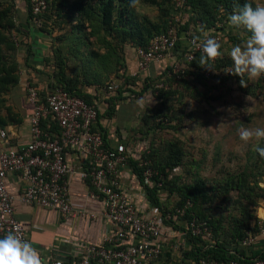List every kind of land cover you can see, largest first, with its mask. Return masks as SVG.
<instances>
[{"label":"trees","instance_id":"1","mask_svg":"<svg viewBox=\"0 0 264 264\" xmlns=\"http://www.w3.org/2000/svg\"><path fill=\"white\" fill-rule=\"evenodd\" d=\"M237 2L242 6L245 0H187L185 19L180 23L181 37L184 38L192 26L196 30L195 36L199 38L204 34L203 30H208L210 35H218L216 29L220 28L215 29L217 21H229ZM251 2L256 5L254 0ZM142 7L157 8L158 15L155 18L147 12L148 10L142 11ZM175 13L176 9L171 0H140L136 9L129 7L128 0H49L48 8L38 15L32 11L31 0H0V128L9 123L23 121L21 114L15 112L14 106L9 103L8 96L21 78V63L17 53L19 46L25 43L24 38H20V35L24 34L22 29L25 25L39 23V30L52 39V53L47 61L53 70L51 73L42 72L45 73L44 79L50 83V88L63 87L67 92L93 104L94 99L99 96V89L110 92L109 86L120 81L115 94L108 100L110 109H116L121 101L137 99L148 93L150 88L156 90L154 85L159 81L170 83L176 80L177 75L169 73L174 64L154 77L145 78L141 73L135 77L126 74L127 45L134 46L136 51L137 47H147L156 35L165 32L175 23ZM247 35L251 34L247 32ZM181 46L182 52H179ZM186 50V41L182 39L174 51L178 55V61L183 59L188 66L184 74H198L197 71L201 68L198 63L200 53L189 62L185 57ZM220 50L224 55L223 44ZM226 59L228 58H219L216 62L219 65L226 62ZM85 87L94 88L97 92L88 93L84 91ZM256 89H259L264 97V75L250 88L252 94ZM174 94L175 92L168 88L159 89L158 94L153 92L150 99L157 104L148 106L142 115L143 124L139 130L142 139L147 138L155 129L156 126L152 125L155 120L159 119L157 126L165 127L174 117L177 118L175 108L167 102ZM202 95L204 92L194 97L201 99L199 96ZM41 97L44 99V94H41ZM48 125L56 132L60 131L52 117L43 121L45 130L49 129ZM171 126L173 127L172 124ZM254 154L250 158L252 170L250 167L246 168L238 173L237 177H228L224 182L214 185L202 177L188 184L182 183L180 176H173L176 168L188 164L185 161L187 153L182 141L170 140L162 151L152 147L151 143V146L144 150L142 158L149 161L159 172L155 180H158L160 175L164 177L161 189L156 186L149 188L153 203L161 209L174 210L190 199L193 208L186 215V219L195 214L208 221L213 228L218 245L205 249L208 242L203 237L192 238L193 246L185 252L186 257L194 259L197 256H211L228 262L238 258L237 254L246 256L250 252L251 256L264 258V247H252L247 250L240 245L248 233H257L260 217L255 214V210L260 201L264 200V189L259 186L258 181V178L264 177V159L258 153ZM138 169L142 175L143 169ZM258 175L260 177L256 178ZM232 190L239 191V196L234 202L240 204V215L226 218L224 215L217 216L212 213V205L216 204L220 195L225 197L226 201L230 200ZM162 193L167 194L164 201ZM172 195L176 197L175 202L170 200ZM175 264L187 263L183 261Z\"/></svg>","mask_w":264,"mask_h":264},{"label":"built area","instance_id":"2","mask_svg":"<svg viewBox=\"0 0 264 264\" xmlns=\"http://www.w3.org/2000/svg\"><path fill=\"white\" fill-rule=\"evenodd\" d=\"M171 1L176 9L175 23L156 35L147 47H137L140 71L172 55L182 39L187 44L185 57L189 62L200 53L198 45L204 35L200 38L195 36L193 29L188 30L184 38L180 34L187 0ZM31 5L33 13L38 15L48 8L49 0H31ZM208 35L220 43L219 35ZM180 72L185 70L177 62L169 73ZM163 85L157 84L156 87ZM118 87L114 82L109 90L116 91ZM28 99L35 106L30 118L32 139L22 148L0 147V238L8 231H15L22 239L30 241L24 225L15 215L16 197L7 185L9 174H19L24 183L20 196L23 203L54 209L65 217L97 218L96 212L76 208L73 203L69 176L77 174L88 182L89 197L101 202L103 213L114 224L116 232L106 237L103 244L87 245L83 257L76 264H175L183 261L187 264H264V258L251 256L250 252L246 256L237 254L238 258L228 262L211 256L186 257L185 252L193 246L192 238L203 237L208 242L205 249L218 245L213 228L195 214L186 219L193 208L190 199L174 210L161 209L152 202L150 215L139 213L120 180L122 167L128 160L127 145L119 143L115 148L107 145L104 132L97 128L98 105L88 103L63 87H49L43 99L37 87L29 86ZM49 117L58 124L59 132L49 125L48 130L44 129L43 121ZM0 139L7 141L6 130L0 129ZM67 148L90 157V168L77 170L72 167L67 159ZM139 167L143 169L144 185L148 191L154 186L158 189L163 187L164 177L160 175L155 180L159 172L149 161L141 158ZM259 217L257 233H248L240 243L247 250L256 247L259 239H264V215ZM169 228L176 232L175 237L168 234ZM33 247L39 252L38 246ZM231 252L235 253L234 250ZM43 264L65 263L56 259Z\"/></svg>","mask_w":264,"mask_h":264},{"label":"crops","instance_id":"3","mask_svg":"<svg viewBox=\"0 0 264 264\" xmlns=\"http://www.w3.org/2000/svg\"><path fill=\"white\" fill-rule=\"evenodd\" d=\"M39 25V23L25 25L22 29L24 34L20 35V38L25 40V43L19 46L17 53L21 63V78L8 97L9 103L14 106L15 112L21 114L23 121L9 123L4 128H0L6 130L8 136L7 141L0 139V147L22 148L32 139L30 118L35 107L28 99V87L35 84L39 92L44 95L45 90L49 88L50 83L44 79L45 73L42 72L51 73L53 70L47 61L52 53V39L48 34L39 30ZM126 50L128 64L126 74L134 77L139 73L145 78L154 77L171 64L177 63L178 60V55L173 53L160 62L152 63L147 70L140 71L136 49L132 45H127ZM116 82L119 84L120 81ZM84 91L93 93L96 90L85 87ZM97 93L99 96L94 99L100 109L97 128L104 132L108 146L115 148L119 143L127 145L128 160L122 167L120 180L139 213L148 216L152 211L153 201L147 193L143 175H140L138 169L143 152L147 148L139 130L143 124L141 118L145 112V103L150 101L146 95L148 93L137 99L129 98L121 101L116 109H110V103H108L115 91L108 92L99 89ZM141 98L144 101L143 107L137 103ZM66 153L70 165L75 169L90 168V157L82 156L71 148H67ZM69 184L75 207L88 208L97 213V218L65 217L54 209L25 204L20 200L24 186L20 175L9 174L7 177L8 188L16 197L15 215L24 225L32 244L38 246L41 259L46 263L61 259L65 264H76L83 257L87 245L103 244L106 237L116 232L114 224L104 215L101 202L89 197L88 182L79 175L72 174L69 176ZM162 194V201H164L167 194ZM168 232L169 235L176 236L172 228H169ZM257 247H264V239L258 240Z\"/></svg>","mask_w":264,"mask_h":264},{"label":"rangeland","instance_id":"4","mask_svg":"<svg viewBox=\"0 0 264 264\" xmlns=\"http://www.w3.org/2000/svg\"><path fill=\"white\" fill-rule=\"evenodd\" d=\"M256 4L264 6V0H254ZM148 10L149 14L156 18L157 8H141ZM224 12L223 10L221 11ZM220 17V14L219 16ZM216 29L221 38V45L225 48L224 57L226 62L218 65L215 62V70L208 71L200 68L198 74L186 75L180 72L176 80L170 83H156L155 89L150 88L148 98L153 92L158 94L161 88H168L175 92L174 96L168 99V103L175 110L174 119L165 127L157 126L159 119L152 125L156 126L148 137L144 138L146 147L164 150L166 143L173 139L182 141L187 153L185 166L175 169L173 176H180L182 183H193L198 177L206 178L209 184L217 185L224 182L228 177H237L244 169L252 170V158L255 154L256 142L245 143L240 140L238 130L241 128H264V97L259 89L252 94L250 88L254 87L259 78L244 77L246 86L240 83L241 78L231 74L233 61L230 56L232 47L236 45L244 46L250 38L243 28H235L228 20L217 21ZM190 29L195 27L192 26ZM214 32V28H212ZM201 30V29H200ZM200 32V31H199ZM202 32V31H201ZM209 32L203 30L202 33ZM196 33V32H195ZM181 45V44H180ZM182 46L179 48V52ZM184 70L188 68L185 60H177ZM201 74V77L198 75ZM164 83L163 87H156L157 84ZM249 91V93H248ZM204 92V95L197 99L194 96ZM206 94V95H205ZM134 97V96H133ZM156 105L154 100L145 103L146 108ZM134 105V104H132ZM159 107V106H158ZM173 125V127L171 126ZM264 145V142L261 143ZM260 177L259 175L256 177ZM255 178V177H254ZM259 186L264 189V177L258 178ZM220 187V185H218ZM239 196L238 190H232L230 200L220 195L216 204L212 205V213L215 215L239 216L241 207L234 202ZM171 202H175L176 197H170ZM264 213V200L260 201L255 214L261 216Z\"/></svg>","mask_w":264,"mask_h":264},{"label":"clouds","instance_id":"5","mask_svg":"<svg viewBox=\"0 0 264 264\" xmlns=\"http://www.w3.org/2000/svg\"><path fill=\"white\" fill-rule=\"evenodd\" d=\"M140 0H128L131 9H136ZM232 27L243 28L250 33V38L243 47H232L230 56L233 61L232 75L241 78L240 83L244 86V77L247 74L251 78H259L264 75V6L251 0H245L241 6L234 4L233 13L229 17ZM203 41L198 45L200 48L199 65L208 71L215 70V61L223 57L221 44L205 32ZM143 107V98L137 101ZM241 141L248 143L255 141L254 151L264 159V128H241L238 130ZM0 264H43L41 255L33 247L32 242L22 239L15 231H8L0 238Z\"/></svg>","mask_w":264,"mask_h":264}]
</instances>
